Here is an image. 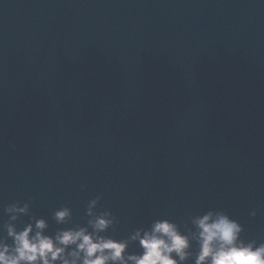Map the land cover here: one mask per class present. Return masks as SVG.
<instances>
[{
	"label": "water",
	"instance_id": "1",
	"mask_svg": "<svg viewBox=\"0 0 264 264\" xmlns=\"http://www.w3.org/2000/svg\"><path fill=\"white\" fill-rule=\"evenodd\" d=\"M98 196L114 239L212 210L264 242V0H0V238Z\"/></svg>",
	"mask_w": 264,
	"mask_h": 264
},
{
	"label": "clouds",
	"instance_id": "2",
	"mask_svg": "<svg viewBox=\"0 0 264 264\" xmlns=\"http://www.w3.org/2000/svg\"><path fill=\"white\" fill-rule=\"evenodd\" d=\"M99 200L89 202L87 227L62 228L54 235L46 234L45 219L31 215L30 203L7 205L4 212L10 221L4 224L6 236L0 238V264H264V242H245L243 226L223 211L197 216L192 220L195 231L187 234L163 219L126 239H114L105 233L118 221L111 211H93ZM250 215L255 217L257 211ZM23 216L30 217L29 222L18 229L16 222ZM71 216V209L62 207L53 219L64 225ZM130 243L138 244L140 254L129 253Z\"/></svg>",
	"mask_w": 264,
	"mask_h": 264
}]
</instances>
